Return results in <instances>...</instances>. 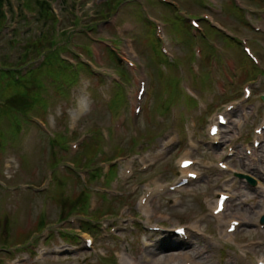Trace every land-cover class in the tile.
Segmentation results:
<instances>
[{
	"label": "rangeland",
	"instance_id": "374dc122",
	"mask_svg": "<svg viewBox=\"0 0 264 264\" xmlns=\"http://www.w3.org/2000/svg\"><path fill=\"white\" fill-rule=\"evenodd\" d=\"M102 1L105 0H96V5H99ZM120 1V6L126 3L123 0ZM184 1L187 5L197 3L196 0ZM198 2L201 3L200 1ZM114 4L116 5L117 2H115ZM142 7H146V13L142 10ZM185 7L191 9L189 6ZM184 9L185 8L182 7L179 10L167 8L165 5L159 4L156 0L154 1L153 6H141L139 4H135L132 16L128 12V9L124 10L121 13L124 18L125 16L127 17L125 19L126 22L133 26L131 37L133 39L136 38V47L140 51L144 62H146V64L148 65V70L151 75L150 85L152 84L154 87V94L149 102L152 110L150 107H148L150 105L146 104L148 101L146 98V108L144 109L145 111L143 113L140 126V129L145 134H149L153 131L150 120L155 119L158 114L167 116V108L169 106L173 107L175 105L178 107H182V105H185L189 108L195 107V102L187 96L180 95V98H175V85L181 86L182 82L186 81L189 87L197 95L198 99L200 101H204L205 95L209 92L211 84L213 83L210 77L209 62L210 59L214 58L218 53V51L212 44L213 42H210L214 38V36L207 29L202 34H200L198 39H194L189 33L185 22L183 21L182 15H186V11H184ZM191 12L193 11L191 10ZM225 12L226 14H224L220 18V20L224 22L225 25L238 27L239 22L246 21L244 11L236 8L231 2L225 3ZM84 14L86 13L84 12ZM148 16L164 25V35L167 38L168 43L171 45L172 52L175 57V66H171L169 69L170 80L165 81L164 84H162V81H159L162 86H165L167 82L168 88H170V90L161 88V84L157 80L156 62L159 63L162 58L157 52V47L153 45V42L156 43V41L153 35V28L147 20ZM31 17V23L21 24L20 21H16V23H18V32H23V29L29 28V30L27 31L30 32V34L24 35V33L26 32L24 31L23 33L17 35L21 38V41H19V39H16L19 43L13 47L9 45V41H6V39H9V37L7 36L9 25L7 24L6 29L2 30L3 35L0 36V59H3V57L10 55L9 53L12 52L14 53V56L8 60L11 63L18 55H26V51L24 49L27 47V44L29 42L28 39L31 33H33V35H37L38 32H50V27L52 25L51 22H48L45 25L38 23L37 21L33 23V20L35 18L34 14H31ZM63 17L66 20V23H63L60 32L66 33L70 30L69 26L72 24L70 22L71 16L63 15ZM12 21L14 22V20ZM241 30L242 29L240 28V31ZM232 33L234 35L237 34L234 31H232ZM242 33L244 32L242 31ZM82 34L83 32H80V34H77L75 36V47L77 49H82L83 46L90 44ZM203 35L208 38L209 42H203ZM58 38L61 39V37ZM35 41L37 43L39 39H36ZM227 43L228 41L225 40L224 44H219L218 46L225 50L226 46L228 45ZM29 45L30 47H33V44ZM196 46H199L201 48L202 58L196 61L192 59H186L189 56L188 53L191 54L192 49H194ZM106 54L107 52L104 54V56ZM32 57H35V59L33 60L37 59L36 55H32ZM216 60L219 61L218 59ZM243 60L246 64H248L245 57L243 58ZM104 63L109 67L115 66V64L107 58V55L106 57H104ZM193 64L197 65L199 69L198 74H195L191 71V66ZM159 67L163 68L160 64ZM48 68L56 70L59 69L58 65L45 67V70L43 71L44 74L40 77L44 90L41 86L37 88V85L33 83L28 88V91L30 92L39 90L45 92L46 88H48L49 95L47 92L45 94L48 95L46 98V111H44L43 113L39 112L37 106L34 108H29L27 104L28 102H30V100L28 101V99L26 100V97H20L18 95L14 96L10 101L6 103L8 106L4 104L0 106V110L6 111V113L2 114L0 118V179L6 184V187L4 188L5 190L0 189V235L4 241V243H0V248L3 247V249L0 250V264H8L10 260H13L18 256L25 257L26 261L23 264H102L104 261L99 262V259H103L105 261L107 260V256L105 254L107 249L106 245L110 244V242H108V240L101 241L99 237L95 238L96 256L88 252L85 254L80 252L68 257L63 256L59 260H54L51 257H45L42 262L35 261V249H31V247H28V244L23 248L15 246V241L17 240V238L21 234L25 235L29 231H31L29 240H37L38 237L36 236L37 234L35 231L36 228H38L41 224V207L44 198L46 196L48 197V195L51 196V208L50 213L47 219H44V222L45 225L50 224V236H52L50 241H55L54 244H56V246L62 244L57 235L58 232L62 231V228H57L58 226H56L55 224H60L62 225V227H68L66 226V222L61 223V220L68 214V208H70L72 202L71 199L73 198L72 195L79 194L84 191L81 186L78 187L73 184L69 185L66 188V191L68 193L59 195L58 198H55L52 188H59V181H63V179H60L56 173H53L52 175V185L47 195L40 194L39 189H36V187L39 186L41 180L45 177V169L48 168V171H54V168L49 165L50 161H53V153H55L56 156L62 160V164H64L66 167H68L67 162L71 160L66 155L65 151L63 152L57 145L53 146L51 144L52 138H50L51 136L48 135L53 132L58 133L59 135H63L64 137L66 136L68 138L66 134V118H68V116L71 114L74 103L83 97L86 99V104L89 107V111L82 119L80 127L75 135L85 134L84 132L87 130L86 134L90 137L89 140H91L92 143L99 142L100 133L98 129L103 127L106 128L110 124V121L112 119V109L110 110L112 106L109 107L107 104L108 100L112 97V95L115 94L114 91H116V89L114 86L112 87L110 79L105 78V76H103L102 79L101 77H99L100 73H95L94 76L87 77L88 80L82 81V86L79 85L78 87H72L69 85H65L64 87L66 93L64 95H57L58 92L56 93V90L54 91L53 88H56L58 83H54L53 79L51 80L49 78L51 76V73L47 72ZM177 69L180 71L179 75H177L176 73ZM167 72L168 71H165V74ZM62 73L63 71H60V74ZM162 75H164V71H162ZM34 76L38 77L37 74H34ZM1 81V87L3 88L2 85H4L5 83L4 77ZM123 85L124 91L129 94V92L131 91L130 82L128 80L127 82L124 81ZM9 106L11 107V110ZM147 112L148 114L146 115ZM7 115H17L18 119L23 121L21 123V130L18 134L16 125L11 124V122L9 121L11 118ZM24 115H26V121H24ZM35 116L39 118L41 117L40 119H42L48 125V129L52 132H43L47 135L40 133L36 121L34 120ZM91 127H96V129ZM120 140L121 139H119L118 141H111L109 143H106V145H108L106 155L107 157H110L113 154L112 148H114ZM67 141L69 140L67 139ZM59 143H62V141H59ZM122 146L125 147L126 143H123ZM205 148L209 153H211V150L207 145ZM203 151L205 150L203 149ZM203 151L199 153L201 159H206L205 156L207 155L210 156V154L206 153V151L205 153ZM128 152L130 151H125V154ZM172 154L173 151L170 153L169 158L157 168L158 171H156V173L161 172L163 174L161 180H165L169 176L170 172L174 171V160L172 158ZM242 156L243 152H240L238 158L235 160V164L238 167L240 174L244 176L245 174H243L242 172L252 171L249 176L252 178H257L258 176L255 173L254 168L251 167L250 169L248 165L250 160L246 158L245 162L241 158ZM3 165H6L5 172H3ZM65 166H62L61 168L63 169ZM82 167L85 166L83 165ZM153 175L154 174L152 173L150 177H153ZM110 177L111 175L109 176V178ZM220 179H222L221 176H219L216 172L207 173L202 182L194 186L192 189H188L182 195V206L172 212L174 218H184L199 210L201 208L199 198L201 196L212 197V193L219 188L218 181ZM213 180H216V182ZM241 180L243 186L240 191V198L232 204L230 209L232 207H234V209L230 210V212L233 213L232 215L238 216L244 221V226L242 227V230L239 234V241H245L249 238H252L251 224L256 217L258 210H260L261 197H256L253 192H250L248 190V187L246 186L247 181L245 178H241ZM21 183L28 184L30 186L29 189L25 192L21 191L19 189V185ZM92 190H94L95 192H99L97 187H95V189L93 188ZM98 197L100 200L104 201L105 204L108 202L102 196L99 195ZM161 203L166 204L165 201ZM163 213H166V210L163 211ZM179 224L181 223L178 221H174L172 223V226H176ZM130 238L133 237L130 236ZM128 241L130 243V247L132 246V249L130 250V252L133 254L132 256L138 255V252L137 254H134V251L137 248V245H135L136 242H134L132 239H128ZM4 249L7 250L4 251ZM189 250L192 252L196 264H219V257L221 261H223V256L221 254L218 257V254L216 252H209L199 243H195ZM256 253L257 252L253 253L252 255L250 253V259H248V261H246V263L244 264H250L251 259L255 256ZM103 254L105 255V257H103ZM226 255L227 257L223 264H232V260L230 259V256H232L231 253L226 252ZM178 261V257H166L162 253H160L153 264H170L173 262L176 263ZM107 262L108 264H116L115 259H109L107 260Z\"/></svg>",
	"mask_w": 264,
	"mask_h": 264
},
{
	"label": "trees",
	"instance_id": "16d2710c",
	"mask_svg": "<svg viewBox=\"0 0 264 264\" xmlns=\"http://www.w3.org/2000/svg\"><path fill=\"white\" fill-rule=\"evenodd\" d=\"M39 5V10H40V16L44 17L45 19H52V15L48 13V7H47V3H45L44 1H40L38 2ZM1 19L2 17L0 16V23H1ZM43 42H45V39L43 40ZM49 43V41L47 42ZM154 46H157L156 43L153 42ZM4 76H7L5 73H2ZM246 77V73L245 71L242 72V74L240 75L241 80H243V78ZM6 97H4V99L6 100V98H8V93H5ZM83 153L89 154L90 153V149L85 148Z\"/></svg>",
	"mask_w": 264,
	"mask_h": 264
}]
</instances>
